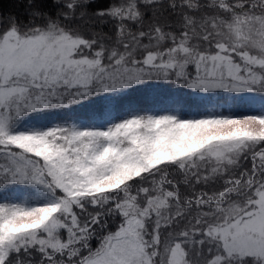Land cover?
Here are the masks:
<instances>
[{
	"label": "snow or ice",
	"instance_id": "1",
	"mask_svg": "<svg viewBox=\"0 0 264 264\" xmlns=\"http://www.w3.org/2000/svg\"><path fill=\"white\" fill-rule=\"evenodd\" d=\"M0 11V264H264V0Z\"/></svg>",
	"mask_w": 264,
	"mask_h": 264
},
{
	"label": "trees",
	"instance_id": "2",
	"mask_svg": "<svg viewBox=\"0 0 264 264\" xmlns=\"http://www.w3.org/2000/svg\"><path fill=\"white\" fill-rule=\"evenodd\" d=\"M14 0H0V11H9L13 10L12 5Z\"/></svg>",
	"mask_w": 264,
	"mask_h": 264
}]
</instances>
